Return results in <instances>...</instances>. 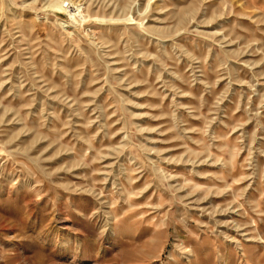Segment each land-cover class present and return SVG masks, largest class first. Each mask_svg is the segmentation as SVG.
I'll return each mask as SVG.
<instances>
[{
  "label": "rangeland",
  "instance_id": "obj_1",
  "mask_svg": "<svg viewBox=\"0 0 264 264\" xmlns=\"http://www.w3.org/2000/svg\"><path fill=\"white\" fill-rule=\"evenodd\" d=\"M0 264H264V0H0Z\"/></svg>",
  "mask_w": 264,
  "mask_h": 264
}]
</instances>
